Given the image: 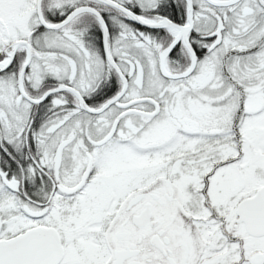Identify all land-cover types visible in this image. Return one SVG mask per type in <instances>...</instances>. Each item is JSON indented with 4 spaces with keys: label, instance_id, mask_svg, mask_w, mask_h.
<instances>
[{
    "label": "snow or ice",
    "instance_id": "6c2138e0",
    "mask_svg": "<svg viewBox=\"0 0 264 264\" xmlns=\"http://www.w3.org/2000/svg\"><path fill=\"white\" fill-rule=\"evenodd\" d=\"M0 264H264V0H0Z\"/></svg>",
    "mask_w": 264,
    "mask_h": 264
}]
</instances>
